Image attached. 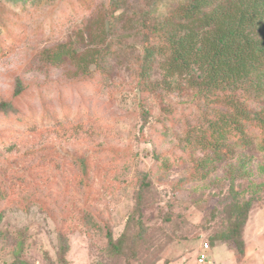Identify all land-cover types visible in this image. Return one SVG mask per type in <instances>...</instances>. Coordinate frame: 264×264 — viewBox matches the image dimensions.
<instances>
[{
	"label": "trees",
	"instance_id": "obj_1",
	"mask_svg": "<svg viewBox=\"0 0 264 264\" xmlns=\"http://www.w3.org/2000/svg\"><path fill=\"white\" fill-rule=\"evenodd\" d=\"M3 1L11 3L5 10L0 0V17L8 24L0 32L6 35L26 23L33 6L32 0ZM107 2L109 9L102 17L91 13L67 39L42 51L40 80L25 83L14 79L10 97L0 102V222L5 208L25 196L54 201L50 190L54 177L46 174L54 166L50 157H55L58 148L73 145L75 136L65 138L59 126L54 124L48 130L44 123L50 119L64 123L57 118L70 113L80 116L87 110L83 94L98 91L112 75L110 60L116 46L109 28L122 22L125 27L128 20L120 19L119 0ZM57 8L44 20L51 24L60 20ZM136 22L142 56L125 68H130L140 95L142 127H147L148 138L157 135L155 143L160 137L170 139L165 150L153 145V164L164 171L173 164V169L183 167L185 174L175 188L204 183L223 168L230 201L224 208L220 240L241 253L245 244L242 233L256 191L249 192V187L238 190L235 183L248 174L251 154L264 156V0H175L163 12L145 9ZM51 71H61V78L50 76ZM153 98L159 101L154 109L158 116L150 124L147 105ZM74 99L78 103L70 106ZM37 119L42 121L35 130L23 133L25 124ZM12 127L19 128L13 139ZM55 134L58 142L49 140ZM21 140L31 141V145L16 147ZM71 164L81 174L87 173V160L79 157ZM258 168L264 173V165ZM82 177L84 180L79 177L77 181L86 187L87 177ZM139 177L137 213L150 186L148 172H140ZM136 224L144 230L139 219ZM58 228L57 261L69 264L65 228ZM106 239L115 255L122 252L124 237L113 240L108 233ZM132 247L127 248L129 252ZM22 249L18 241L10 262L4 264H23Z\"/></svg>",
	"mask_w": 264,
	"mask_h": 264
},
{
	"label": "rangeland",
	"instance_id": "obj_2",
	"mask_svg": "<svg viewBox=\"0 0 264 264\" xmlns=\"http://www.w3.org/2000/svg\"><path fill=\"white\" fill-rule=\"evenodd\" d=\"M174 3L175 0H119L117 12L128 23L125 27L122 22L109 28L116 46L110 60L112 75L100 84L98 91L83 94L87 110L80 116L70 113L57 118L64 123L53 119L44 123L48 130L56 124L61 136H75V141L71 146L58 148L55 157H50L54 166L46 174L54 177L50 186L53 202L28 195L5 208L0 222V264L10 262L18 241L23 244V264H59V226L65 228L68 238L69 264H198L204 243L209 246L204 264H264L259 255L264 249V173L258 168L264 165L262 154L250 155L248 174L235 183L238 190L249 187V192L256 191L242 233L245 244L241 253L220 240L224 208L230 201L226 199L229 182L223 179V168L204 183L175 188L174 184L185 174L183 167L173 169V164L169 171H164L153 164V145L157 150H165L170 139L160 137L155 143L157 135L146 136L140 95L130 68L125 67L142 56L137 16L145 9L153 12L159 8L163 12ZM57 5L60 20L51 24L44 18ZM1 6L7 10L11 3L2 0ZM32 6L26 23L8 30L6 35L0 32V102L10 97L14 79L28 83L43 77V50L67 39L91 13L102 17L109 9L107 0H32ZM4 25L8 24L0 17L2 31ZM49 75L59 79L61 71H51ZM151 101L147 105L150 124L158 116L154 109L159 102L157 98ZM77 103L74 99L69 105ZM41 121L26 123L23 133L34 131ZM18 129H10L11 139ZM51 139L59 141L56 134ZM16 145L29 147L31 141L21 140ZM79 157L87 160L86 174L71 164ZM27 158L23 161L28 162ZM140 172L149 173L150 186L137 213ZM82 176L87 177L86 187L77 181ZM138 219L144 226L142 231L136 224ZM108 233L113 240L124 237L123 250L117 255L108 247ZM130 246L132 252L127 249Z\"/></svg>",
	"mask_w": 264,
	"mask_h": 264
},
{
	"label": "built area",
	"instance_id": "obj_3",
	"mask_svg": "<svg viewBox=\"0 0 264 264\" xmlns=\"http://www.w3.org/2000/svg\"><path fill=\"white\" fill-rule=\"evenodd\" d=\"M209 249V246L207 243H204L202 248H201V253L198 255V258H197V263L198 264H204L206 262V259H207V250Z\"/></svg>",
	"mask_w": 264,
	"mask_h": 264
},
{
	"label": "crops",
	"instance_id": "obj_4",
	"mask_svg": "<svg viewBox=\"0 0 264 264\" xmlns=\"http://www.w3.org/2000/svg\"><path fill=\"white\" fill-rule=\"evenodd\" d=\"M244 231H245V229H244ZM263 250V253H261V254H259L261 257H263L262 259L264 260V249H262ZM256 254L258 255V252H256ZM262 262V261H261Z\"/></svg>",
	"mask_w": 264,
	"mask_h": 264
}]
</instances>
